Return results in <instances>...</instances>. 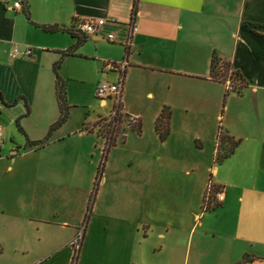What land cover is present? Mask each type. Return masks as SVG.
<instances>
[{
  "label": "crops",
  "instance_id": "1",
  "mask_svg": "<svg viewBox=\"0 0 264 264\" xmlns=\"http://www.w3.org/2000/svg\"><path fill=\"white\" fill-rule=\"evenodd\" d=\"M16 2L22 6L16 8ZM88 18L106 21L90 35L94 41L86 43L88 38L75 54L63 57L62 51L77 44L73 33L81 34L73 29V20ZM132 22L138 30L128 42ZM56 24L69 31L42 28ZM27 46L32 48L30 57L12 56ZM78 57L92 59L98 69L107 59L127 60L122 94L138 70L158 74L165 83L152 142L135 149V157L122 170H106L111 148L103 149L100 188L108 182L127 184V203L93 214L79 264H264V0H0V116L10 119L0 123L2 147L14 138L11 125L19 124V116L17 128L30 140H42L43 135L26 127L30 109L36 107L43 113L34 117L35 128L48 135L60 115L56 78ZM214 58L230 62L231 70L239 73L241 78L233 80L241 92L230 94L224 82L212 78ZM146 95L153 99L155 92ZM165 107L185 114L180 129L195 141L194 151L185 141L170 146L171 130L160 139L156 120ZM129 116L139 119L136 135L143 140L142 117ZM190 116L197 121L189 122ZM221 117L217 128L213 121ZM66 123L44 147L25 154L39 153L38 159L19 165L23 186L12 208L0 192V264L71 263L79 228L66 188L78 190L74 182L80 154L69 145L70 134L62 133ZM219 129L240 144L219 166H211L216 149L208 155L205 148L214 140L217 144ZM87 131L82 128L73 135L83 137ZM212 175L215 186L225 188L219 208L225 218L205 226L200 208ZM50 200L58 205H49ZM85 203L87 199L83 210ZM200 228L205 229L198 234ZM69 246L64 261L61 254Z\"/></svg>",
  "mask_w": 264,
  "mask_h": 264
},
{
  "label": "rangeland",
  "instance_id": "2",
  "mask_svg": "<svg viewBox=\"0 0 264 264\" xmlns=\"http://www.w3.org/2000/svg\"><path fill=\"white\" fill-rule=\"evenodd\" d=\"M89 41L94 40L89 37V40L86 43ZM82 45L84 46V44ZM83 46L78 50V54L80 55ZM99 54L105 53L99 52ZM101 56L108 58L105 57V55ZM108 59L107 61H109ZM221 64L222 63L216 62L214 69L220 71ZM107 73L108 74L105 75L104 63L98 69V65L92 61V59H86L83 57H78L77 59L72 58V60H70L68 71L63 69L59 73V78L66 81L65 94L67 102L70 105V108H68V122L62 127V133L66 135L70 134L71 138L68 143H70L69 145L73 146V148L80 154L77 163L79 167L76 176L77 182H74V184L78 186V190L75 191L72 187L66 188L68 191L67 197H69L67 204L71 206L73 211V213L71 212L72 218L75 217L74 222L77 223L76 226L79 228L74 239L82 228L85 235L88 222L91 220L93 214L97 213V209L107 208L109 211H115L126 205L128 191L127 184L108 182L106 188L101 190L102 183L99 184L98 181L101 180L102 172L99 174L97 172L101 165L103 149L106 145H108L107 149L111 148L110 156H108V162L106 163V170L108 167L116 166H120V169L122 170L130 165L129 161L132 157H135V149H140L141 146H145V144L147 145L152 142L153 120L159 107L157 103L165 92V83H163L162 77L155 73L138 70V72L129 79L127 89H125L123 94L121 93L120 109L115 114L114 109H116V103L114 98L108 99L107 104H105L106 102L103 104L102 100L96 96L97 86L100 82L107 80V82L113 83L117 82L118 77H120L118 71H108ZM125 85H127V81ZM150 90L155 92V97L153 99L146 95ZM233 92L234 91H231L230 94H233ZM237 92L238 90L234 93ZM224 99L225 98L223 97V106ZM170 110L171 117L169 120L168 134L170 130L173 131L172 139L169 143L170 146L173 147L177 144L183 146L185 141V147L188 145L191 147L192 151H194L196 147L195 141L187 136L188 132L185 129H180V123L184 118L186 120L185 114L180 109L173 110L170 108ZM41 112L43 113V111L37 107L35 109H30L29 116H31V120H29L30 122H28L26 127L29 129L32 127L35 129L34 134L43 135L41 137L43 139L45 134L39 130V127L36 126L35 128L37 120L34 118ZM129 115L142 117V128L145 132L143 140L138 139L136 135L137 128L135 127L139 124V121H134V117ZM0 120L1 124L10 121V119L5 116H0ZM18 120L19 124L14 122V125H11L14 138L10 139L9 137L7 143L3 147L2 143L0 144V192L3 194L5 205L8 206V208L13 207L14 202L16 201V192L21 189V186H23V176L21 177L18 171L19 165H25L26 162L34 161L38 159L39 155V153L25 155L30 149L27 146V138L29 139L30 136L26 134L23 128H17V126L20 125V121L22 122V118L19 116ZM137 120L139 119L137 118ZM222 120L223 117H221L219 121H213V125L218 128L220 124L219 122ZM188 121L193 123L197 120L190 116ZM225 121H227V119L221 122V126H224ZM82 128H86L89 133L86 132L83 137L79 134L73 135L75 131H79ZM123 136H126L125 142H122ZM114 142L116 147L113 146ZM215 144L216 140L205 148L206 151L207 149L209 151V154L207 153L208 155H212L211 150H213L214 147L217 149ZM212 159L213 156H211V159L209 160V165L219 166V164L214 160L212 161ZM114 187H117V189H113ZM98 188H100V191L97 190ZM60 191L61 187L57 186V196ZM86 199L87 203H85L83 210V202H85ZM57 203L58 201L56 200L55 202L50 200L49 205L55 204L57 206ZM79 206H81L80 211H78ZM201 206H203V202ZM220 207L215 209L210 207L206 211H203L202 208H200V212L203 214L202 217H205L206 220V223L204 224L205 226H214L215 224H220L224 221L225 214L219 209ZM204 229L205 228H200L198 234H201ZM84 235L82 236V242L84 240ZM208 236L211 237L212 232H210ZM70 250L71 247L61 254L62 257H64V261L65 258H67L68 253H70ZM79 251L75 254H73L72 251V260L70 264H79ZM88 259L93 260L94 255L89 253Z\"/></svg>",
  "mask_w": 264,
  "mask_h": 264
},
{
  "label": "trees",
  "instance_id": "3",
  "mask_svg": "<svg viewBox=\"0 0 264 264\" xmlns=\"http://www.w3.org/2000/svg\"><path fill=\"white\" fill-rule=\"evenodd\" d=\"M134 13H136V6H135ZM42 28L48 32H54L56 30L69 31L65 27H61L57 24L56 25H50V26L43 25ZM73 35L76 36V38L78 39L77 44H74L68 50L62 51L61 54L63 57L75 54L76 49L90 37V35H86V34L76 35L75 33H73ZM216 62L222 63L220 66L221 67L220 71L214 69ZM59 64H60V60L57 61V63L55 64V70L56 71L59 67ZM230 70H231V63L230 62L221 61L218 58L213 59V64L211 67L212 78L218 79V81H221L224 83L226 82V80L231 79V78L234 79L235 81L238 80L239 78H241V76L239 75L238 72H234L232 70L230 72ZM240 89H241V86H237L238 92H241ZM55 92H56V96H57L58 104H59V107H58L59 108V114H60L59 118L54 123L51 124L48 135L44 139H42V140L41 139L30 140L27 138V146L29 148H42V147H44V145L51 138L53 131H55L56 129H59L67 121L68 108H70V105L67 102V98H66V94H65V92H66L65 91V81L61 80L59 78V76H57V78H56V91ZM26 107L28 108V105ZM27 110L29 111V109H27ZM170 111L171 110L169 107H165L163 110H161V112H160V114L156 120V129H157L159 136L162 140H164L168 134L169 120L171 117ZM137 121H139V120H137ZM140 126H141V124L139 123L136 127L135 126L134 127L137 128V131H140ZM238 144H240L239 140H234L232 138V136L226 134L221 129H219L218 142L216 144L217 149H216L214 161L219 164L221 161L225 160L227 157H229L231 154L234 153ZM102 167H103V165L101 164L100 168L97 172L98 174L100 172H102ZM220 206L221 205L219 204V205L211 206V207L215 209V208L220 207ZM201 208L203 211H206L210 208L206 205L205 195L203 198V206ZM244 261L248 262L249 258L245 257Z\"/></svg>",
  "mask_w": 264,
  "mask_h": 264
},
{
  "label": "built area",
  "instance_id": "4",
  "mask_svg": "<svg viewBox=\"0 0 264 264\" xmlns=\"http://www.w3.org/2000/svg\"><path fill=\"white\" fill-rule=\"evenodd\" d=\"M22 6L21 2H16L15 7L19 8ZM105 19L98 18H88V19H74L73 20V29L77 31V33L86 34V35H94L97 33V30L100 29V27L105 23ZM138 30L137 26L132 22L130 26V30L128 32V42L131 41L133 34L135 31ZM113 36L109 35L108 40H112ZM32 55V48L26 47L23 52H19L17 49H15L12 52V56H28L30 57ZM127 60L122 61H104V71H118L120 73L119 80L117 82H107V80L102 81L97 86V92L96 96L100 98L101 100H104L107 102L108 99H115L116 103V109H114V113L116 114L120 109L121 104V93L123 91L124 86V77H125V70L128 66ZM226 89L228 92L236 91L237 86L236 83H234L233 79H228L225 82ZM133 117V116H132ZM134 121H137V117H134ZM2 136V128L0 127V137ZM225 188L223 187H216L213 183L212 176H210L208 185H207V191H205V200L206 205L208 207L216 206L221 204L224 201L225 198ZM84 235L83 228L79 230L78 235L75 237V239L72 242L73 247V254H75L77 251L81 249L82 244V236Z\"/></svg>",
  "mask_w": 264,
  "mask_h": 264
},
{
  "label": "water",
  "instance_id": "5",
  "mask_svg": "<svg viewBox=\"0 0 264 264\" xmlns=\"http://www.w3.org/2000/svg\"><path fill=\"white\" fill-rule=\"evenodd\" d=\"M99 37L98 36H93V39H98Z\"/></svg>",
  "mask_w": 264,
  "mask_h": 264
}]
</instances>
